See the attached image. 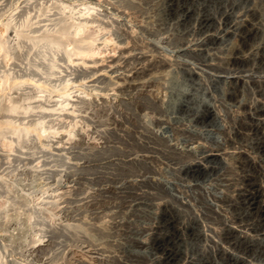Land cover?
Instances as JSON below:
<instances>
[{"label": "rangeland", "instance_id": "1", "mask_svg": "<svg viewBox=\"0 0 264 264\" xmlns=\"http://www.w3.org/2000/svg\"><path fill=\"white\" fill-rule=\"evenodd\" d=\"M17 3L0 123L48 134L0 140V264H264V0ZM64 23L102 54L17 36Z\"/></svg>", "mask_w": 264, "mask_h": 264}, {"label": "bare ground", "instance_id": "2", "mask_svg": "<svg viewBox=\"0 0 264 264\" xmlns=\"http://www.w3.org/2000/svg\"><path fill=\"white\" fill-rule=\"evenodd\" d=\"M77 9V8H76ZM92 9V8H91ZM90 8H87L85 10H80L81 15H87L90 14L91 11ZM60 10V9H59ZM93 10V9H92ZM85 11V12H84ZM85 17V16H84ZM72 18V17H71ZM5 27V26H4ZM74 27V26H73ZM69 23H64L58 30L56 31H42L37 34L33 35H26L22 32H17V36L19 38H29L30 40L33 39V45L34 46H49L51 48L55 49H65L66 50V56L69 59L70 62H73V59L79 58L80 60H84L87 58H93L96 55H101L102 51L96 50L95 43L97 41V37L95 33H86L85 36L81 35V32H84L86 30L85 25H79L76 27L75 32L71 33V28H73ZM6 31H8V26L5 27ZM75 28V27H74ZM42 30V29H41ZM35 33V32H34ZM2 34H0V50L3 51L5 59H8L10 56L14 57H20L16 53H12L10 50V47L7 43V41L2 39ZM26 41V40H25ZM70 46L73 48L71 50H67ZM41 48V47H40ZM48 48V47H47ZM49 48V49H51ZM120 59V58H119ZM81 62V61H80ZM8 63V62H7ZM5 78V77H4ZM4 80V79H3ZM9 79L7 78V81ZM5 81V80H4ZM0 81V89L4 86L6 81ZM23 81V80H22ZM24 82V81H23ZM68 82V81H66ZM8 84V83H7ZM23 84V83H22ZM19 85H21V82L17 83L10 89H16ZM60 85V84H59ZM8 86V85H7ZM67 86V85H66ZM64 86V88H67ZM62 88V87H61ZM70 88V87H69ZM42 89V88H41ZM53 89V88H52ZM51 89V90H52ZM56 88H54L55 91ZM63 89V88H62ZM40 90V89H39ZM43 91V90H42ZM54 91L52 93H54ZM51 94V93H50ZM73 94V93H72ZM71 94V96H72ZM53 96V95H52ZM41 97V96H40ZM39 97V98H40ZM2 98V97H1ZM0 98V112H8V113H27L30 110V106H26L22 104L19 100H10L8 103H5L3 99ZM43 98V97H42ZM33 99V98H32ZM80 99V98H79ZM29 100V99H28ZM31 100V99H30ZM25 101V100H24ZM27 101V99H26ZM32 101V100H31ZM51 101V100H50ZM74 102V101H73ZM65 103V102H64ZM72 104V102H69ZM68 103V104H69ZM45 106V105H44ZM62 106H64L62 104ZM68 106V105H66ZM65 106V107H66ZM40 108L44 109V107L40 106ZM66 110V109H65ZM43 112V111H42ZM11 117V116H10ZM4 119V117H2ZM45 119V118H44ZM39 120V119H38ZM35 121L31 123V125L28 123V127L25 126H19L14 127L12 126V121L6 119L2 123H0V140L5 139L6 134H13L16 136L18 143H22V141L26 140L29 135L30 131L35 130L38 133H47L46 128L41 127L39 128V123L43 122V120ZM65 127V126H64ZM55 128V127H54ZM52 129V128H50ZM49 132V130H48ZM48 134V133H47ZM71 135V134H70ZM9 140V139H8ZM11 140V139H10ZM26 142V141H25ZM29 142V141H28ZM7 144V143H6ZM2 206V205H1ZM23 237V236H22Z\"/></svg>", "mask_w": 264, "mask_h": 264}, {"label": "clouds", "instance_id": "3", "mask_svg": "<svg viewBox=\"0 0 264 264\" xmlns=\"http://www.w3.org/2000/svg\"><path fill=\"white\" fill-rule=\"evenodd\" d=\"M18 10L19 4L17 0H0V16L4 19H12L16 16ZM66 87H71V84H68ZM63 95L71 99V93L66 91Z\"/></svg>", "mask_w": 264, "mask_h": 264}]
</instances>
